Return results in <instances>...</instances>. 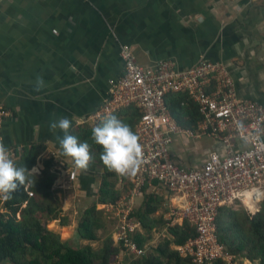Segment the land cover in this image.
I'll return each instance as SVG.
<instances>
[{
	"label": "crops",
	"instance_id": "crops-1",
	"mask_svg": "<svg viewBox=\"0 0 264 264\" xmlns=\"http://www.w3.org/2000/svg\"><path fill=\"white\" fill-rule=\"evenodd\" d=\"M122 45L143 66L166 59L179 68L200 59L219 62L237 97L264 107V0H1L0 105L11 117L1 125L0 142L14 164L23 149L40 147L33 175L44 162L50 172L75 167L61 154L56 137L63 133L50 131L49 123L69 118L70 134L101 123L89 118L107 97L109 80L122 73ZM179 96L167 97L171 113L181 127L193 128L195 107L185 98L177 105ZM211 150L223 148L205 136H177L172 145L185 168L199 165ZM75 169L77 182L92 180Z\"/></svg>",
	"mask_w": 264,
	"mask_h": 264
},
{
	"label": "built area",
	"instance_id": "built-area-1",
	"mask_svg": "<svg viewBox=\"0 0 264 264\" xmlns=\"http://www.w3.org/2000/svg\"><path fill=\"white\" fill-rule=\"evenodd\" d=\"M120 58L121 75L109 80L107 97L89 118L104 119L129 107L140 112L134 129L142 146L140 164L133 175L114 172L126 191L105 206L116 220L115 245L130 259L146 254L132 238L140 231V222L131 214L134 199L152 193L161 197L166 233L182 219L194 231L193 237L176 247L181 258L191 264H258L237 259L219 241L215 218L220 208L239 202L251 210L244 201L247 193H252L254 209L264 198V107L237 97L232 78L219 62L200 59L191 67L179 68L166 59L143 66L128 45L121 46ZM169 95L185 96L195 105L199 120L193 128L177 123L167 102ZM9 117L10 111L0 105V128ZM177 136L209 137L223 150H211L199 165L185 168L173 156ZM76 179V171H70L68 182ZM26 193L32 195L30 190Z\"/></svg>",
	"mask_w": 264,
	"mask_h": 264
},
{
	"label": "trees",
	"instance_id": "trees-1",
	"mask_svg": "<svg viewBox=\"0 0 264 264\" xmlns=\"http://www.w3.org/2000/svg\"><path fill=\"white\" fill-rule=\"evenodd\" d=\"M182 98L187 99L185 96H179L175 101L177 105L183 101ZM187 101L192 104L188 99ZM191 109L193 112L196 111L193 106ZM171 110L174 111L173 109ZM137 112L136 109L129 107L114 114V116L122 122L125 121L124 123L128 124L133 130L134 124L139 119ZM71 134L76 136L80 142L86 141L90 145L92 159L87 169H83L85 173H95L96 169L94 167L101 166L107 171L109 177H115L114 172L109 171L100 159L103 149L99 145L97 147L93 141L91 128L78 127ZM93 147L98 149H93ZM40 150V147L23 149L19 160L15 162V166L17 168L25 167L29 170ZM53 179L54 176L49 171V162H44V167L39 175H29L28 181L24 186L19 185V182H17V189L11 193V199L5 201L0 198V264H109V258L118 253V247L113 245L112 239H107L102 249L98 251L89 246L75 249L69 247L67 243L61 242L54 233L46 230L44 221L50 218L51 214L49 211H54L51 200L52 195L49 192ZM99 184L101 185L98 187V192L102 191L99 197L100 201L91 204L80 213L78 233L81 238L92 239L95 237L91 225L99 218L100 213L102 215L101 208L105 205L103 203L119 198V192L113 189L111 180L102 178ZM26 190H30L32 195L27 196ZM108 194L110 195L109 197L107 196ZM142 198L139 206L131 214L134 219L140 222L141 231H137L132 238L141 248L147 242L146 237H150L152 228L165 223L161 216L155 215L156 210L161 205V197L147 193ZM99 205L103 206L98 208ZM227 211L230 210L225 207L220 208L218 216L220 212ZM218 216H216V224H218L216 225V228H218L216 236L234 255H237L231 246L225 243L223 237L220 236V217ZM168 232L174 244L177 245H181L194 235L193 229L188 226L185 219H182L173 227H168ZM169 243L170 241L164 240L157 245L153 254L148 255L146 253L141 258L132 259L134 261L131 264H191L189 259L181 258L177 251H170L168 249Z\"/></svg>",
	"mask_w": 264,
	"mask_h": 264
},
{
	"label": "rangeland",
	"instance_id": "rangeland-1",
	"mask_svg": "<svg viewBox=\"0 0 264 264\" xmlns=\"http://www.w3.org/2000/svg\"><path fill=\"white\" fill-rule=\"evenodd\" d=\"M44 150H46V148H44ZM47 152V150L44 151V159L48 160ZM94 168L96 169L95 173H88L92 180L83 183L77 182V180L76 182L73 181L74 183L68 182V173L72 170H75L77 173L75 167L70 170L67 169L68 171L64 168L63 170L57 169L50 172V174L54 176L49 187L54 211L50 210V218L44 221V223H46V230L54 233L59 237L61 242H65L69 247L75 249L89 246L95 251H98L102 249L107 239H112L113 245L116 246L112 236L113 232L116 230V220L112 217V213L107 211L105 206L114 204L117 199L114 201L108 200L103 203L105 204L104 206H98V208L103 207L101 208L102 210L100 209L102 215L100 213L101 216L99 215V218L91 225V229L95 235L94 238H81L78 233V221L81 211H84L91 204L100 201L99 197L102 191L98 192V187L102 184H99L102 178L111 180L113 189L119 192V198L121 193L126 191L125 186L122 190V186L118 180L115 177H109L107 171H105L103 167L95 166ZM65 172L67 174H64ZM107 196L109 197L110 195L108 194ZM142 199V197L134 199L133 210L139 206ZM245 200H247V196ZM263 201L264 198L252 212L239 202L228 208L230 211L220 212L218 216L220 217V236L223 237L225 243L230 245L236 254L239 255L237 259L241 261L246 258L255 260L258 264H264ZM162 211L163 210H160V207H158L155 215L163 218L165 221L164 225L152 228L150 237H146L147 242L145 244V250L148 255L153 254L157 245L164 240L170 241L168 245L170 251H176V247L179 246L174 244L171 235L165 232L167 226ZM122 252L123 251L118 247V253L111 256L108 263L131 264V262L134 261L122 254ZM96 262H98V260H96Z\"/></svg>",
	"mask_w": 264,
	"mask_h": 264
},
{
	"label": "clouds",
	"instance_id": "clouds-1",
	"mask_svg": "<svg viewBox=\"0 0 264 264\" xmlns=\"http://www.w3.org/2000/svg\"><path fill=\"white\" fill-rule=\"evenodd\" d=\"M42 87V78H37V90ZM71 126L72 121L69 118L61 117L58 120L50 121L49 130L54 133L59 130L63 133L62 137H56L62 150L61 154L71 158L78 169L86 170L92 159L90 145L86 141L80 142L76 136L70 134ZM92 139L95 144L102 147L100 159L109 171L121 176L135 174L140 164L142 146L139 143V137L128 124L114 115L108 116L92 129ZM29 175H33V173L25 167L17 168L15 166L9 156L8 149L0 142V198L5 201L11 199V193L17 189V182L24 186Z\"/></svg>",
	"mask_w": 264,
	"mask_h": 264
},
{
	"label": "bare ground",
	"instance_id": "bare-ground-1",
	"mask_svg": "<svg viewBox=\"0 0 264 264\" xmlns=\"http://www.w3.org/2000/svg\"><path fill=\"white\" fill-rule=\"evenodd\" d=\"M251 195H252V193H247V200H245V198H244V201L246 202V204H247V206H250V207H252V208H250L251 210H253L254 209V207H255V201H251L250 200V197H251ZM245 196V197H246ZM249 208V207H248Z\"/></svg>",
	"mask_w": 264,
	"mask_h": 264
}]
</instances>
